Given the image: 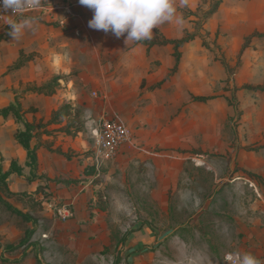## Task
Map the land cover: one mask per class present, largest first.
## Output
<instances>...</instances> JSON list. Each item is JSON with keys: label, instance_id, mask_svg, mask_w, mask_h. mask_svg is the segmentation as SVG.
<instances>
[{"label": "rangeland", "instance_id": "374dc122", "mask_svg": "<svg viewBox=\"0 0 264 264\" xmlns=\"http://www.w3.org/2000/svg\"><path fill=\"white\" fill-rule=\"evenodd\" d=\"M60 2L66 5V46L22 70L0 62V106L20 103L38 127L69 107L66 116L35 130L38 174L25 173L32 188L8 179L15 192L34 193L39 185L41 191L32 205L10 200L32 220L0 205V256L37 264V244L49 264H225L226 253L249 242L264 255V92L256 89L264 87V37L251 39L264 32V0H186L185 7L175 0L183 23L154 29L151 40L158 44L150 51L91 29L93 11L79 0H48L52 9L36 16L34 32L43 36L64 23ZM9 30L1 32L3 39ZM186 35L195 38L179 49L174 72L176 50L164 42ZM57 76L54 95L28 90ZM111 116L132 134V159L122 163L99 157L95 145L94 130ZM24 130L13 115L0 117L1 164ZM78 156L85 164L81 177L66 179V159ZM118 164L125 172L112 171ZM73 179L95 195L76 214L61 196ZM60 201L71 205L73 217L58 214ZM95 201L106 210L90 219Z\"/></svg>", "mask_w": 264, "mask_h": 264}, {"label": "crops", "instance_id": "0c3cea01", "mask_svg": "<svg viewBox=\"0 0 264 264\" xmlns=\"http://www.w3.org/2000/svg\"><path fill=\"white\" fill-rule=\"evenodd\" d=\"M43 1H44L43 4L46 6V9L37 11L32 14H27L26 16H38L43 11L48 10L51 3H48V0H43ZM58 6L59 7L57 8H61L60 13L62 14L61 16H62V20H64L63 21L64 23H59L61 25H58L56 23V25H58L57 27L54 26L55 24H52L51 26H49L48 29H46L43 32L42 34L43 36H40V33H38L37 31L34 32L33 30H28L25 36H22L23 35L22 34L20 38L18 39H12L10 36L9 37L7 36V38L3 39L2 36L0 35V62L1 64L5 66L11 65L14 67V69L22 70L23 68L27 66V64L32 65V64H35V61L38 62L37 59H41L42 56H45V59H52V57H54V54L57 52L58 49L66 46V38L64 39L61 37V36L66 37V31L63 30V28L66 27V19H65L66 18V13H65L66 5L63 2L62 3L60 2ZM19 19H20V16L9 17L5 21V23L2 26H0V34L1 32L5 31V28L10 29V26H9L10 23L18 22ZM52 35L56 36V39L54 36L52 37ZM39 40H41V43L39 42ZM40 46H45V49L38 50ZM1 48H4V49H1ZM34 52H37L36 55L32 54L29 57H25V54L34 53ZM34 55H35V58L33 57ZM21 60L24 61L23 65L21 67H16V64H18ZM9 69H12V67ZM6 106H9V105H4L0 107H6ZM0 117L4 120L2 116ZM77 146L78 145H76L75 148L78 150ZM130 156H132L131 151H128V149L126 148L123 152H121L117 156V162L119 163L124 162L126 160L125 157H129V160H130L132 159L130 158ZM2 157L6 158V164H3L5 170H8V168L10 167V163H11L10 161L15 160L17 164L21 168H23L24 173H27L28 170L30 171V168L27 166V152L16 140L13 141V149L10 148V150H5V153H3ZM81 158L82 156H78L75 158L74 161H70L66 159V179H69L71 177L73 178L81 177V174L85 166V164L81 162L80 160ZM117 168L118 169L121 168L125 172V168L122 167L121 164H118L116 166V169L113 168L112 171L117 172L118 171ZM9 179L21 181L22 185H24L26 188L27 187L32 188L34 184V183L30 184V182L26 180L23 176H19L16 173L11 174ZM101 187L104 188L103 184L100 186V188ZM114 191H116L117 193H120L119 192L120 190H114ZM61 192H62L61 196H65L66 201L69 202V204H73L72 206L74 207V211H75L74 214H76L77 211H79L82 204H85V207L87 208V204L86 202H84V199L90 198L91 200V198L95 196L94 191L90 189L89 185L83 186L82 184L66 186V189H63ZM63 192H66V194ZM97 210H100V209L95 208L93 212L95 213ZM100 211H103V210H100ZM70 224L73 227H76V229L74 230L78 233L79 236H83L82 234L84 232L81 229V226L77 225L75 219H72L70 221ZM83 238L85 237L83 236ZM239 248H240L239 249L240 252H235V253H240L241 255H245L248 253L250 254L254 253V256H256L255 257L256 259L264 257V255L258 254L260 250L256 246L252 245V242H249L248 244L243 243L240 245ZM229 253H234V252H229ZM223 261L225 262V264H229L225 261V258ZM0 264H2L1 260H0ZM15 264H19V263H15Z\"/></svg>", "mask_w": 264, "mask_h": 264}, {"label": "clouds", "instance_id": "9594fccd", "mask_svg": "<svg viewBox=\"0 0 264 264\" xmlns=\"http://www.w3.org/2000/svg\"><path fill=\"white\" fill-rule=\"evenodd\" d=\"M79 3L93 11L88 22L91 29L110 32L117 39L124 37L125 44L151 40L153 30L164 23H183L177 14L175 0H79ZM180 3L181 7L186 6V0H180ZM40 6L41 0H0V9L11 10L9 16H20L18 22L9 24L8 34L12 39L20 38L25 30H35L39 17L24 13ZM241 264H259V261L245 254Z\"/></svg>", "mask_w": 264, "mask_h": 264}, {"label": "trees", "instance_id": "16d2710c", "mask_svg": "<svg viewBox=\"0 0 264 264\" xmlns=\"http://www.w3.org/2000/svg\"><path fill=\"white\" fill-rule=\"evenodd\" d=\"M215 10H216V7L213 10H211L210 12H207V17L212 15L215 12ZM255 37H259V38L264 37V32L263 33L257 32V33H254L251 35V39L255 38ZM194 38H195L194 35H186L185 37H183L181 39L166 40L164 42V44H172L176 50V52H175L176 66L174 67V72L178 69V65H179L180 60H181L182 54H181V51L179 49L181 47H183L185 44H187L188 42H190L191 40H193ZM134 43L147 46L149 51L151 50V48L153 46L158 44L157 41H154V40H144V41L134 42ZM23 62L24 61L21 60L18 64H16V67H21L23 65ZM60 80H61V77L57 76L48 84H44L42 86L34 85L33 87H30L28 90L31 92L51 96V95H54L56 93L58 86L61 85ZM249 88H252V87H249ZM256 89L264 92V87H257ZM211 98L212 97H197L196 100L204 102V101L210 100ZM67 108H69V107L65 106V107L61 108L60 110L56 111L54 113L52 119L48 123H46V125H41L39 127H43V126H47L49 124H53L56 120H58V118L66 116L69 113ZM10 115H13L18 121H20L25 126V130L24 131H18L15 134L14 138L27 152V160H28L27 166L30 168L31 177L37 176L38 173L36 172V169L39 166L38 150H39L41 145L38 143V144L33 146L32 145V139L35 137V130L39 127L37 125H35L34 123H31L25 117V115L21 112V104L18 102H17V104L15 103V104H11V105L6 106V107H0V116H2L4 118V121H6ZM59 152L61 154L65 155L64 152H62V151H59ZM13 173H16L19 176H23L25 179H27V176H25V173L23 172V168H21L15 160L11 161L10 167L8 168V170H5L4 165L0 163V205H2L8 211H10L14 214H18L20 216L26 217L28 220H32V217L30 215L24 213L22 210L15 207L11 203L10 200L12 198H20L21 197L22 199H20V200H22V201H24L30 205L35 204L36 199H35L34 195H35V193H38L41 191V185H39V187H37L35 189L34 193L25 192V191L15 192L8 185V179L11 176V174H13ZM80 183L81 182L78 180H74V179L68 180L66 182V186L76 185V184H80ZM61 202L62 201H60V205H59L60 207L63 205V203H61ZM92 206H94L100 210H106L105 205H103L101 202H98V201L92 202ZM69 207L72 209L71 205H69ZM94 217H95V213L93 211H91L90 212V219H94ZM23 242L26 243L23 240L21 243L22 245H23ZM20 246H17V247L10 246L8 248L13 250V249L19 248ZM41 248L42 247H40V245H37V244L33 245L34 256H35L36 262H37V264H49V263H45L43 261ZM27 256L28 255H25V257H27ZM25 257H24V259H25ZM0 260H1L2 264L21 263V260L14 261V260H11L9 258H4L3 256H0ZM115 264H121V260L117 259Z\"/></svg>", "mask_w": 264, "mask_h": 264}, {"label": "built area", "instance_id": "2783aa9c", "mask_svg": "<svg viewBox=\"0 0 264 264\" xmlns=\"http://www.w3.org/2000/svg\"><path fill=\"white\" fill-rule=\"evenodd\" d=\"M41 0V6L37 9L27 10L24 15L32 14L37 11L46 9ZM52 9V7H49ZM11 10L4 11L0 9V26H2L11 15ZM94 140L99 157H103L107 160L117 158V156L123 152L128 145L132 144V134L127 124L118 116H111L102 118L99 126L94 130ZM58 214L64 218L73 217V211L69 205L63 204L58 208ZM243 255L240 253H226L225 261L229 264H241ZM259 264H264V257L257 259Z\"/></svg>", "mask_w": 264, "mask_h": 264}]
</instances>
